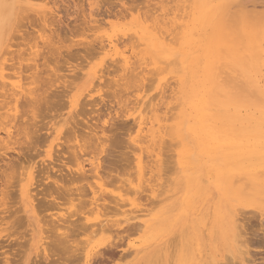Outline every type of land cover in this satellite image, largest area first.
<instances>
[{
	"label": "bare ground",
	"instance_id": "1",
	"mask_svg": "<svg viewBox=\"0 0 264 264\" xmlns=\"http://www.w3.org/2000/svg\"><path fill=\"white\" fill-rule=\"evenodd\" d=\"M130 1L132 2V4H131ZM135 1L137 2L138 0H135ZM135 1L134 0H129L130 3L127 4V2H125L123 0H115V2H113V0H95L93 3H90V6H91L92 9L95 10V12L96 11L99 12L101 14V15L99 14L100 16H102V13H104V15H108L107 17L110 16V17L113 18V16H114V17H119L120 18V17H125L129 11H132V9L135 8V6H136L135 5V3H136ZM25 2L29 3L30 0H25ZM185 2H188V1H185ZM195 3H196V11L198 12V14L194 18V20L197 21L200 24V27L203 29L202 31H205V33H207L205 35L206 38L200 40L198 38H193L192 37V33H191V30L189 28L188 23L192 19V16L194 14L193 15H191V14L187 15L186 22L183 20L185 22L183 24V28H185V36H184L185 40H187V43L189 44L190 47H189V49L186 52L184 51V53L183 52L182 53L187 58V60H186L187 61V66L188 65H192V64L195 65L196 71H197L198 75H200L199 76L200 82L196 86L195 93H193V90H192L193 84L192 83H187L184 86V96L183 97H182V94L181 95H177L178 93L180 94V92H178V93H177V91L174 92V90L172 89L173 93H174V96L176 95L175 97H173V93H172V99L175 98V99H173V101L175 100L174 102H176V104H177L176 106L177 107L174 106L175 103L172 102L171 100L167 104L170 106L173 103L174 105L173 104L172 105H173L174 108H176V110H178V108L180 109V112H179L178 117H177L178 119L175 118L176 117L175 115H177V113L174 114L175 112L173 113L174 116H172V118H171L172 107L171 108L170 107L167 108L166 102L165 103L162 102V105L166 104V106H165L166 109H169V108L171 109L170 110L171 111L170 112L171 113L170 116H169V114H170L169 110L167 111L169 113L167 115L171 118V120L172 119L174 120V118L176 119V122L178 120V123H173L174 125H172V128H171V125L168 126L170 128V130H169V128H167V130H169L170 133L166 131V128L163 129V127H161V129L165 130L166 132L165 131H161V129H160L161 124L158 126L159 128L157 130H153V128L156 127L157 124L154 125L153 127L151 126V124H153L156 121V119H158L159 116H160V118H159L160 122L163 121V120L167 122V119L169 118L168 116H166L167 118L164 117V119H162L161 115H159V116H157L158 114L155 115V113H158V112L162 111L161 110L162 109L161 108L162 105L159 104L160 102L157 104L161 109L159 107H157V108L160 109V111L157 110V108L154 109V110H157L158 112L154 111V115L156 117L154 119V116H153V120L150 119L151 120L150 123L151 122L152 123L149 126L152 127L151 128L152 130L150 129L149 126L148 127H149L150 130L145 128L147 126V124L145 126L144 121H143L142 127H144L146 130H143L144 128H141L142 130L139 129V133L138 134H140L141 132H142L141 134L146 133V134H143L144 138L142 137V139L140 138L141 135L140 136L137 135V138L138 139L140 138L139 140H141V141H139V143L140 142L142 143V141L144 139L143 144L145 142V146L140 143V146L143 145L144 147L143 146H141V147L138 146V148H137L138 150L137 151L146 150V152H147V150H148L149 153H147V154L149 156H150L151 153L155 152V155H153L154 159H153L152 156H150V158L152 157V162H150V165H149V163H144L142 161V158H143V156H142V158L140 160L143 162V165L144 164H146V165L148 164L149 166H152L153 162L156 163V165H157V163L159 164L158 161H160V159H161L160 155H159L160 154L159 153V149H161V148H159V146L161 147V145L158 146L157 144H159V142H161V144L163 145L164 137H165L164 135L167 136V134H165V133H169L170 136L172 137V140L173 141L176 140L177 144L179 145V147L182 148L180 169L184 170V172H182V173L184 174L186 190L190 191V192H193V193H197V194L202 193V192H207V193L209 192L206 197L204 196L205 199L208 200L211 197H213L214 185L215 184H219V185L222 186V188L225 189V192L227 193V195H229L232 198L231 202L233 204H235L232 208H235L237 204L241 203L242 201L245 202L248 198H253V197L257 196V199H259V200L264 199V136H262V130H264V115L259 118V117L254 116L251 113H243L239 109H234V111H229L228 109L225 110V109H223L222 105L220 107L221 98H219V97H223L224 98L225 95L227 97V93H229V92H227V89L229 87H231L230 84H234L232 86L233 88L234 87L238 88V86L241 87L240 85H236L235 86V83L239 82L238 78L240 76L241 78H243L245 80L244 81L245 86H243V87L246 88V89L243 88L244 91H247L249 93L248 89L251 91L250 87H255L256 90L254 89L253 91L257 95L254 96V93L251 92L252 93V97H255L256 99H258L257 101H260L261 92H262V90H264V55H263V52H264V47H263L264 46V32H262L261 29H260V26L258 24H256V34L255 35L252 34L251 38L250 37L246 38V41L245 42L243 41L244 42V47L242 49H240L236 39H234V38H229L228 39V38H226L223 35L224 30L227 29V28H225V24L227 22H226L225 18H223L224 4L226 3V1L225 0H195ZM79 4H81V3H79ZM81 5H79V8H81V10L83 11L82 7H80ZM118 5H120V7H121L119 10H118V7H119ZM181 6H179V9H181L180 8ZM184 7H186V6H184ZM104 8H106V9H104ZM75 9H76V7H75ZM94 10H91V11H94ZM82 11H81V13H82ZM26 13L28 14V12H26ZM39 13H40V15H39ZM39 13H37L38 16H39V21L42 20V22H43V20H44V22H43L44 24L43 23H41V24L45 25L44 28H46V27L48 28V29H45V31L49 30V32H50L48 34L49 36L47 37L46 41H44V43L43 44L41 43L42 45H40V46H43V47H41V49L40 48L39 49L40 50H42V48L46 49V46H48L50 44L49 45L50 46L49 47V51L47 53L45 52L46 55H45V53H44V55L47 56V54H48L47 58L51 56V58H50L51 60L52 59L55 60L54 56H56L57 59L62 57V55H63L62 51H63L64 48L67 50L68 55H70L72 58L75 57V58H78V59H80L81 57L86 59L87 57H92L93 55L96 56V54H98L100 52L102 53L103 50H106V48H108V46H109L110 50L117 48L112 40H108L107 44L104 43L105 42L104 40H101V41L99 40V42H98L99 45L98 46L94 45L93 44L94 42H92V41H90L89 43L85 42V43H82V44H78V43H81V40H80L78 42H76V41H73V42H75V44L81 45L83 47L82 52L84 54L82 52H80V53H82V56H80L79 52H77V54H73V52L70 51V48L72 50V48L75 46V44L73 43L74 44L73 47L72 46H65V45H63V42H64V40H68L69 42H71L74 38H72L71 41H70V39H71V37H74V36L75 37H79V36H77L78 35L77 33L79 31L77 26H75V24L72 25L70 23L69 24H64V22L61 21L60 17H59V20H58L57 19L58 16L57 17L55 16L53 10H51L50 12L49 11H43V14H45V16H41V12H39ZM82 14H84V16H85L86 13H84V11H83ZM82 14H80V15L82 16ZM91 14L94 15V12L91 13ZM91 14H89V15H91ZM152 15H154V14H152ZM185 16H186V14H185ZM78 17H80V16H78ZM85 17H89V16L87 15ZM229 17H230V15H229ZM236 17H238V15ZM22 18H25V16L21 17V19ZM28 18H31V14H30V17H28ZM105 18H106V16H105ZM231 18H233V17L231 16ZM21 19H20V21H21ZM82 19H83V17H82ZM27 20H31V21H27ZM36 20H37V18L36 19L33 18V20H32V18L31 19H27V17H26V21L25 22L27 24H25L24 22L21 23V24L26 25L27 26L26 28H31L30 26L33 27V25H35V23H37ZM83 20L84 21L81 24L82 25L81 28L84 29V26L86 25L87 26L86 29H85L86 31H88L87 30L88 26L90 27V26H92V24H95V25H93V28H96L95 30H99L101 28L98 29V27H101L103 22H104L101 18L97 19L94 16L92 17V19H88L87 22H85L86 21L85 18ZM22 21H24V19ZM39 21H38L37 25L39 24ZM229 21L233 22V20L232 21L229 20ZM84 22L86 24L83 26ZM61 25L65 26V29H64L65 32L63 31L64 35H62L63 37L61 36L62 32H60V29H59V28H61ZM81 25H78V26H81ZM237 27H236V29L238 30ZM93 28L90 27L89 30H91V29L93 30ZM156 29L153 27L152 30H149L153 34H155V37L154 36L153 37H149L148 40H146L145 38H146V36L149 35V33H148V35H146V36L143 35L142 39L146 40L145 41V45L153 53H157V54L159 53L162 56L164 54V57H167V59L169 60L170 57H173L172 55L175 54L176 52H173L171 49H168L170 46L168 47V44L166 43V41L168 40L166 36H164V37L167 40L164 37H163L164 39H162L161 37L158 36V34L160 32V29H163V28L162 27L161 28L158 27L157 31H156ZM27 30H29V29H27ZM158 30H159V32H158ZM43 31H44V29H43ZM163 31H162V35L165 33ZM25 32H27V31H25ZM28 32L30 33V31H28ZM29 33L27 35H29ZM46 34L44 33L43 37H45ZM79 34H82V33L79 32ZM129 35H131V34H129ZM169 35L170 34H168V36ZM173 38H175V37H173ZM175 39H177V38H175ZM224 39H226L227 42ZM230 39H232V40H230ZM135 40H136V38H135ZM144 40H142V42L141 41H139V42H141V44H144V42H143ZM39 41H41V40H39ZM68 41H67V43H68ZM169 41L171 42V40H169ZM95 42H97V41L95 40ZM136 43L138 45V42H135V45H136ZM177 43H178V41H177ZM39 44H40V42H39ZM118 44H116V45H118ZM3 45H4V41L0 42V50L3 47ZM78 45H76V46H78ZM51 46L53 48H51ZM131 46L133 47L134 45H131ZM140 46H142V45H140ZM37 47H39V46H37ZM134 48L135 47H133L132 50ZM138 48L139 47H137V49L136 48L134 49V50L137 51V53L140 52V49L138 50ZM40 50H37L36 53H34L32 55L34 57L32 59V63L31 64L28 62V64L27 65L25 64V67H24L23 62H25V59L27 60V58H25V59L23 58V57H25L23 55L24 54L23 53V54H20V55H23L22 59L18 58V59H20L19 61L24 60V61H22L23 67H21V65H22L21 63H20V65H18L17 64L18 62H16L18 67H16L14 65L15 62L12 65V66H15L16 69H18L17 71L20 70L16 74H20L21 75L22 82L25 79L24 83H26V84L23 83L25 88L21 84V80H18L19 81L18 83L20 85L13 84V83L10 84L9 83V85H11V86H9L8 84H4L6 82L3 80V78H4V76L6 77V75H4V73L2 71L0 72V77H1L0 79L4 81L3 83L0 81L1 82L0 83V87L1 88L3 87L2 89L4 90V93H2V94L0 93V97L3 99L2 102L0 101V109H2V111H3V107H4V109H6L5 106L8 105L7 104L8 103L7 100H10L9 101L10 102L9 110L13 107L12 108V112H13L14 111L13 109H14V106H15V110L16 111L21 108L22 112L19 113L20 116H21V113H23V112H25V113H23L24 116H26L28 114L26 116L27 118H24L23 120H22L23 114H22V117L16 118L17 119L16 122H18V120L20 122V119H21V122L19 124V129L16 128V125H14L15 127H13V129L14 128L18 129L16 133H14L15 131L13 132V130H11V129L6 130V128H4L5 129L4 130L2 128V130L5 131V133H6L5 135H7V137L3 138V137L0 136V164L1 163H5V162L7 163L6 165L4 164L5 167L4 166H0V169L3 170V171L0 172L2 174L0 176L3 177V181H2V178L0 177L1 178L0 180L3 182L0 185V224L1 225H10V224H12L14 226V225H17L19 221L21 222V219H22V216L17 213L18 212L17 210L13 209L15 211V213H14V211L11 210V208L8 207V205L10 206V203H8L7 201L10 200V196L12 198V195H13L12 193L13 192H12L11 189H13L12 186L14 185L13 184L14 181L16 182V180H14V178L16 176L13 174V172H12V174L11 173L9 174L10 171L8 169H10V170L14 169L15 170V164L16 163L13 162L11 159L7 160L8 161L7 162L5 159L9 158V157H8L6 152L2 153V150L5 149V148H7L8 150L13 149V151L15 153H17L18 157H21L24 161H27L28 160L27 158H31V157H28L27 155H30L29 153H31L33 151H35V153L37 154V151H38L37 149L40 148L39 145L41 143H44L45 141L47 142V140H48V136L44 132V130L46 129V125H47V124L43 123L44 119L46 120L47 117H50V116L54 117V114L52 113L53 111L52 112L45 111V110L49 109V106L50 107L52 106L51 105L52 102L50 101V99H48V97H49L48 96V91H49V89H50V87L52 86V83H53V80H51L52 82L50 81V76L52 77V74L49 72L48 69H50V70H52V69L49 66H47L49 63L46 65L47 61L43 62V60L46 59V57L45 56L43 57V52L44 51L40 52ZM167 50L170 51L169 52V57H168V54H167ZM142 51L143 50H141L140 54L143 53ZM41 53H42V55H41ZM123 53H124V55H123ZM123 53H121L122 54L121 56L123 57V60H122V58H121V60L123 62L119 61L120 59L119 60L117 59L118 62L117 61L116 62H117V64H119V62L121 63V66L119 65L120 66L119 69L127 71L130 68L129 65H131V67H132V64H134V63L132 61H129V59H131V58L128 59L126 57L127 55L125 56V52H123ZM108 54H110V53H108ZM140 54H138V55H140ZM26 55H27V53H26ZM40 56L43 58V60L41 61L43 64L40 63V59H41ZM119 56H120V52H119ZM19 57H21V56H19ZM39 57H40V59H39ZM52 57H54V58H52ZM34 58H36V59H34ZM154 59H155V57H154ZM12 60H14V59H12ZM28 60H31V58L28 59ZM46 60H49V59H46ZM16 61H18V60H16ZM130 62L132 64H130ZM137 62L135 63V64H137V66H133L132 68H130V70H129L130 72L128 71L129 74L126 73V75H124L126 77L129 75V77L126 78L127 80H129L128 81L129 83L137 82L138 76L141 75V74H139L140 72L138 71V69L142 65H141L140 61L138 62L140 66L138 65ZM166 66H164V69H166L165 68ZM46 67L47 68L49 67V68L46 70L45 69ZM15 68L14 69L9 68V69L15 71L16 70ZM22 68H23V70H22ZM158 68L159 69H163V67L162 68L158 67ZM25 69L27 71H24ZM2 70H4V68H2ZM152 70L153 69H151V71ZM234 70H237V72L239 71L240 74L237 75V73H236V75H233L234 74V72H233ZM45 71L46 72L48 71L50 73V75H49L48 72L46 73ZM156 71H157V68H156ZM15 72H14V74H15ZM20 72H24V73H28V74L24 77L22 75H25V74L24 73L21 74ZM110 73H111V71H110ZM141 73H144V70ZM157 75H158V73H157ZM45 76L46 77L48 76L49 80H46L44 78ZM23 77H24V79H23ZM100 79H102V78H100ZM132 79L136 80V81H131L130 82V80H132ZM142 79H144V78H142ZM230 79H231V82L229 81ZM168 80H170V79H168ZM236 80H237V82H235ZM25 81H27L29 84L27 82H25ZM179 82H180V79H179ZM134 83H132V84H134ZM240 83L242 84L243 80ZM1 84H2V86H1ZM7 85L10 88H8ZM48 85H49V87H47ZM116 85H118L116 87L121 86L120 84H116ZM126 85H127V81H126ZM179 85L180 84L178 83V86ZM128 86L129 85H127V87ZM134 86H135V84H134ZM173 86H174V84H173ZM132 88H134V87H132ZM137 89L139 90L140 88H137ZM179 89L180 88H178V90ZM240 89L242 90V88H240ZM115 93H116V95L120 94V92H118V93L115 92ZM251 93H250V96H251ZM233 94L234 93H232V95ZM116 95L114 94L113 97L114 98L117 97ZM120 95L123 98V95L122 94H120ZM121 96H120V99H121ZM141 97H142V102H140ZM141 97H140V100H138L139 104L140 105H141V103H142V105L146 104L147 101H144L145 103H143V96H141ZM120 99H118L119 102L121 101ZM150 99L151 98H149V100ZM162 99H163V97H162ZM166 99L168 100V96H167ZM127 100H129V99H127ZM228 100H230V99H228ZM225 101H226V99H225ZM231 101H234V100L231 99ZM133 102H131V104ZM227 102H229V101H227ZM110 103H112V102H110ZM122 103L120 105H122ZM136 103L138 104V102H135L134 105ZM154 103H155V101H154ZM254 103H255V101H254ZM137 104L135 105L136 106L135 108H137ZM229 104H231V103L229 102ZM258 104L256 106H259ZM11 105H13V106H11ZM87 105H89V106L92 105L93 107L95 106L94 108H96V107L99 108V104L95 105V104H92V103L88 102ZM235 105H237V104H235ZM239 105H241V104H239ZM127 106H128V104H127ZM156 106H154V108ZM7 107H9V105ZM148 107H150V106L148 105ZM152 107H153V105H151L150 108L153 109ZM219 107L222 108V109H219ZM98 108L96 110H101V109H98ZM144 108L146 109V107H144ZM150 108H147L146 110H149ZM163 109H165L164 106H163ZM215 109H216V111L214 112L215 114L211 115L212 113L210 114V112L214 111ZM134 110L136 111V109H134ZM143 112H146V111H143ZM143 112H140L141 113L140 114L141 117H139L140 116L139 115L138 116L139 119L144 120L143 118L146 117L144 115V117L142 118V116H143L142 113ZM149 112H150V110H149ZM167 112H165V114ZM259 112H261V111H259ZM132 114H133V112H132ZM1 116H2V114L0 113V117ZM9 116L10 115H8V117L6 116V118L7 119L9 118L11 122L14 121V120L11 119V118H13V116H11V118ZM6 118L4 117L2 119L7 120ZM165 118H166V120H165ZM2 119L0 118V122L2 121ZM142 120L141 121L140 120L139 121L138 120L134 121L133 126L134 127L135 126L138 127L137 122L141 123ZM146 121L147 120L145 118V123H146ZM164 121H163V123L162 122L161 123L165 124L166 122H164ZM3 123L4 122L2 121L1 126L2 127L3 126L7 127L6 123H9V121L5 123L6 126L3 125ZM79 129H78L77 125L71 127L70 130H72V131L70 132L69 137H67L69 139H67V141L65 142V144L68 145L67 149L69 151L71 150L72 155L74 157H76V159H77V169L75 171H69L67 169L68 170L67 173L66 172L64 173V169H62V170H59L58 172H55L54 173L55 176L52 177L51 173H53V171H54V166H50V165L53 164V163H51V164L49 163L50 165L47 164V165L44 166L45 162H43V164H41V165L39 164L41 167H33V166H31L32 173L30 174V177L28 178V183L24 187H22V189H20L22 200L25 203V213H26V215L29 218L35 220V226H34V230H33L34 234L32 235V240H33V242L35 244L32 245L33 247L31 246L32 249L35 250V252H36L35 254H37L35 256V259L31 258V253L28 255L27 251H25L26 250L25 249L26 248L25 244L28 245L27 244L28 241H26V240L23 241V239L20 240L19 238H17V240H15V243H10V248H11L10 255H12L14 253H21L22 251H23V253L21 254V256H19V259L16 260L14 257H12L14 255H12L10 257V255L7 254V252H1L0 253L1 254L0 255V257H1L0 258V264H1V261L3 262V264H26V262H28V261H31L32 264H80L81 259H87L88 249L91 248L93 245H97V244L99 245V249L98 250L101 253V256L100 257H94L95 259H102V260H108V261H119V262H121V264H124V263H122L123 259H126V258L131 257V256H133L134 258L137 259V262H133L132 264H142L140 261L143 260V259L145 260L144 264H152V262H156V264H169L170 261H175L178 256H181L184 260H186L188 262V264H207L206 261H204V258H207V257L204 256V251L202 250V241L200 239V236H198L197 233H195L196 238L193 239V238H191V236L189 238H187L189 233H186V232H188L189 230L186 229L185 232L183 230V233L180 234L181 236L178 234L179 232L178 233L176 232L177 235L175 234V236L179 235L178 237L168 238V236H169L167 234L168 233V229L165 226H163L164 222L168 221L170 218H174V211L177 210L178 207L180 205H182V203H180V204L176 203L175 205H178L176 207L177 209L176 208L174 210L172 209L170 211V214L165 216V218L163 217L164 214L162 213L163 215H160V217L162 216L164 218V219L161 218L163 222L159 221L160 224L157 225V226H155L156 224H154V226H152V225H146L145 223L144 224L135 223L134 221H137V220L141 219L140 216H142L143 214L140 215V216L135 215L134 217H132V214H135L136 212L138 213V210H139L138 209L137 211H134V213H132L134 208L132 210L130 209L132 214L130 212L128 213V211H130L129 209H127L128 211H124L125 214H128V215L131 214V217H129V218H127L128 215H125L124 212H121V210H119L121 212V214L125 215V216L124 215L123 216L126 217V218L124 220H123V218L122 219L119 218V219L123 220L122 222L119 219L118 220L115 219L118 222V224H117V222L114 219H113L114 221H109L106 218V217H110V216L113 217L114 212H115V211H113V213H112L113 215H110V216H109V214H107L108 213L107 211H109L108 208H112V206L111 207L109 206L112 203V201H111L112 199L109 197V194L106 197H109L111 199L110 200L111 203L109 202V205H107V206L103 205V204L101 206V203L99 201L100 199L98 197H96V196H100L101 193L99 194L98 190L96 191L97 193L96 192L93 193V191H95L94 190L95 188H94V186H92L93 190H92V192L90 191V194H92L93 196L90 197L87 194V197L89 196V198H91L90 199L91 201L87 202L89 205L88 204L87 205L84 204V206L85 207L87 206V210L88 211L90 210L91 214L92 213L93 214L101 213V214H99V216H101V215L104 214L103 212H105L106 216L104 215L105 219H103L105 224L103 222L101 224L102 220L101 221L99 220L100 224L97 223L98 222L97 221L96 222V226L93 225L94 223H92V225H90L89 223H87L88 222L87 218H84V219L81 218L79 220L78 217L75 218V219H78L79 222H75V220H74V222H73V220L71 222L70 218H67V219H70V221L67 222V220L65 219L66 217H65L64 218L65 219L64 222H62V220H61L62 223H58V221L53 220V222L54 221H56V222L54 223V225H53V223H51L50 224V226H51L50 228H48L49 226L47 227L45 225L44 226L46 228L40 226L41 220L43 221V219H41L40 221L36 220L37 214H39V212L40 213H42V212L45 213V212L50 211L51 209L59 208V207H61L63 205H66V204L67 205L70 204L72 206L73 204H76L75 200L79 201V203H80V200H82V202H83V198H84V200L87 198V197L85 198V190L86 189H82L81 186H80V188L79 187L75 188L77 186V183L79 185L80 183L81 184L83 183L82 181L85 182L86 180H89V178H90L89 176L91 174L89 175L88 173L90 172L91 169L92 170H91L90 173H92V171H93V173L95 172L96 174H99L100 170H102V169L104 170L106 168V166H104L105 165L104 162H107V161H104L103 162L104 164L102 163L103 167H105V168H103L101 166L102 165L101 163L95 164L94 162H90L89 163L90 166H91L90 169L86 168V164L85 163H86L87 160H83V157L85 156V153H86V155H90L92 151L84 152L85 151L84 150V145H80V142H79V137H80L79 132H78ZM81 130H83V129H81ZM89 130H91L90 131V135L95 140V142L91 146V149H93V147H94L95 148L94 150L96 152L95 151H93V152L97 153L99 151L98 153H99V155H101L102 154L101 152H103L104 150L106 151V148H104V149L102 148L100 150V146H103V145L105 146V142L108 143V139H106V141H105L104 138L103 139L100 138L98 136L99 134H97L98 132H96L97 129L92 127V126H89ZM103 130H107V129L104 128ZM212 130H223V131L227 130V131H231V133L233 132L234 135H236L237 132H240V133L248 134L247 136L248 137H252V138H250L251 140H246V142L247 141H248V143L250 142L249 144H244V143H242V145H240V144L234 145L233 143L232 144H227V143H222L221 136H214L213 132H215V131H212ZM163 132H165V133L163 134ZM224 132H226V131H224ZM132 133L134 134V132H132ZM186 133L189 134V135H192L193 137H195L197 139V143H198L197 146L192 144V143H190V141L187 142ZM226 133H228V132H226ZM14 134H15V136H14ZM221 134H223V133H221ZM48 135L50 136V134H48ZM238 135H239V133H238ZM97 136L99 138H95ZM162 136H164V137H162ZM237 136H236V138H238L240 135L238 137ZM21 137H24V139H23L24 141L23 142H20L22 139H19V138H21ZM167 137H169V136H167ZM231 137H233V136L231 135ZM248 137L245 136V137H242V138H248ZM137 138H136V140H134V142L136 141V144L139 145V143H137V141H138ZM161 138L163 140H160V141L156 140V139H161ZM13 139L17 140L15 142V144L16 143H17V145L20 144V146L24 145L27 148L26 149L27 152L24 150V148H23L24 146L23 147L21 146V150L20 151H18V150L16 151L15 150L16 147L15 148H10L9 145H6V143L7 144L11 143V145H12ZM96 140H98V141L102 140V141H100L99 143L97 142L98 144H95ZM234 140H235V138H234ZM236 140H235V142H236ZM165 141H166V139H165ZM239 141H241V140H239ZM73 142H76V143H73ZM5 145H6V147H5ZM169 145H170V140H169ZM173 145H171V147ZM96 146L99 147V149ZM155 147L159 148L158 149V153H157L158 156H159V158H158L159 160L158 159L155 160V157L157 155L156 154L157 148L155 149ZM22 148H23L24 152H22ZM17 149H18V147H17ZM97 149H98V151H97ZM154 149L156 151H154ZM174 149H175V147H174ZM163 151L164 150H162V152ZM172 151H174V150H172ZM146 152H144V153H146ZM38 153H39V151H38ZM82 153H84V154H82ZM87 153H90V154H87ZM144 153L142 155H144ZM36 154H34V157H35ZM215 154H217L218 157L213 159V161H215L218 165H220L221 169L225 173V177L222 180L218 181V182H216L217 178H216L214 170L213 169L211 170L210 169V165H209V161L212 160V158H214L213 155H215ZM63 155L64 154H63V149H62L58 153L59 160H61L60 158ZM173 155H174V153H173ZM31 156L33 158V155H31ZM48 157H49V159L51 161L53 160V154L51 153V151L49 152ZM147 158L148 157H146V159ZM97 159L98 158H96V161H97ZM172 159L173 158L171 157V160ZM57 160L55 159V161H56L55 163H57ZM141 161L139 162L138 167H139L140 170L143 171V167L144 166L142 165ZM155 161H157V162H155ZM19 163H20V161H19ZM161 163H162V161H161ZM20 165H21V163H20ZM135 166L133 167L134 170H136ZM160 166H162V165L160 164ZM28 167H26V168H28ZM154 167H155V164L153 165V168ZM100 168H102V169H100ZM175 168H177V167H175ZM139 169H138V171L140 172ZM146 169H147V167H144V172H146ZM134 170H131V171H133V173H134ZM87 171H89V172H87ZM175 171H176V169L174 170V172ZM177 171H179V170H177ZM144 172H143V175H145ZM36 173H38L37 175L40 177V179L37 182H34L36 180V177H37V175H34ZM147 173H148V171H147ZM178 173L180 174V172H178ZM140 174H142V172ZM10 175H12V177H13V178L11 177V180H14L13 182L10 180V178H8V176L10 177ZM103 175H104V173H103ZM135 175H137V173ZM161 175H163V174L161 173ZM22 176H24V175H22ZM91 176L93 177L94 175H91ZM101 176H102V173H101ZM145 176H143L144 179H145ZM96 177L100 178L97 175H96ZM155 177H154V179L152 178L154 180V182H155ZM136 178H137V176H136ZM182 179L180 180L179 184H182V186H183V180ZM20 180L21 179L19 178L18 181L20 182ZM99 180H101V179H99ZM10 181H11V183H10ZM125 182H128V181H125ZM150 182H151V184H153L152 181H150ZM161 183H162V181H161ZM17 184H18V182H17ZM122 184H124V183H122ZM179 184H178V186H180ZM142 185H144V184H142ZM159 185H158V187H160ZM151 186L153 187L155 185H151ZM162 186L164 187V185H162ZM162 186L160 188H163ZM31 187H33V189H31ZM142 187H144V186H142ZM147 187L148 186H145V189ZM85 188H87V187H85ZM128 188H129V186H128ZM88 189H89V187H88ZM148 189H149V187H148ZM148 189H146V190L148 191ZM157 189H159V188H157ZM17 190H18V188H17ZM123 190H124V188L122 189V191ZM142 190H144V189H142ZM150 190H151V192L154 191L152 188L149 189V191ZM182 190H183V188L180 191H182ZM86 191H88V190H86ZM132 191H131V193H132ZM159 191H161L159 193H162L161 189ZM180 191H179V188H178V190L176 192L179 194ZM134 192H137V190L134 191ZM134 192H133V194H136ZM157 192L158 191H156L155 193H157ZM103 193H105V192H103ZM126 193H129V192H126ZM151 194H153V193H151ZM176 194H173V195L176 196ZM157 195L158 194H156V196ZM161 195L159 194L157 197L160 198ZM173 195H171V197H168V198L171 199ZM132 196L133 195H131V197ZM138 196H140L139 193H138ZM141 196H142V193H141ZM141 196H140V198L143 199V196L142 197ZM149 196H148V198H149ZM89 198H87V199H89ZM100 198H101V196H100ZM103 199H105V198H103ZM145 199H146V197H145ZM138 200H141V199H138ZM166 200H167V198H166ZM136 201L134 203H136ZM143 201H145V200H143ZM149 201H150V199H149ZM149 201H148V203H149ZM154 201H155V199H154ZM154 201H153V203H154ZM98 202L100 204H98ZM145 202H147V201H145ZM161 202H163V201L161 200ZM249 202H250V200H249ZM105 203H107V202H105ZM121 203H122V201H121ZM80 204H82V203H80ZM126 204H127V200H126ZM115 205L118 208H121V207H119L117 205V203ZM89 206H93V208H91L92 210L90 208L88 209ZM120 206H122V204ZM123 206H125V204ZM142 206H144V205H141V207ZM75 207H78V205H76ZM85 207H82L80 209L84 210ZM102 208H103V210H104V208H106V210L102 211ZM118 208H116V211H117ZM144 208L142 207V209L139 210L140 211L139 213H141V211H145L146 212L148 210L147 208H146L147 210L146 209L144 210ZM21 211H23L22 208H21ZM80 212L81 211L79 210L78 211V213H79L78 215H80ZM81 213H85V212H81ZM255 213H257V212L256 211L252 212V210H247V211L246 210L243 211V209L240 210V219H239L238 223L240 224L241 228L246 230V237H245V244H242L240 249L235 254H233V251H232V249L230 247V241L228 239V233H229V230H230V223H229V219H228L227 213H225L224 216H222V218H218L219 220H218L217 226L214 225L215 227L210 230V234L214 233L216 238L214 236V238L212 240H210V243L208 245L210 246V248L213 251H217V250L220 251L219 247H222L224 249V251L226 252V254H227V252L230 253V254L228 256L227 255H223V254L222 255L219 254V255L215 256L212 260L210 259L211 262H209V264H220L221 261L226 262V264H236V261H238V260L251 261V264H258L259 263V262L256 263L257 262L256 254H252V253L253 252L254 253H258L257 252L258 250H259V252H264V240L262 241V239H258L259 235H260V234L259 235L257 234L258 232H260L258 227H257V229H258L257 231L258 232L256 231V229H255V231H256L255 232L254 230L251 231L252 229H250L249 228L250 226H248L250 224V221L254 219L253 217H257L258 214L256 215ZM73 214H75V213H73ZM91 214H88V215H91ZM22 215H24V213ZM165 215H166V212H165ZM76 216H77V214H76ZM104 216H103V218H104ZM143 216H145V215H143ZM59 218L58 219L56 218V219L59 220ZM101 218H102V216H101ZM251 218H253V219H251ZM61 219H63V218H61ZM255 219H257V218H255ZM258 219H260V216L258 217ZM105 220L106 221L108 220L109 222H111L110 225L108 224V221L106 223ZM89 221H91V220H89ZM219 222L221 224H219ZM260 222H261V219H260ZM114 223H115V225H114ZM97 224H99V226ZM25 225H27V223ZM3 231H4V229H2V227H1V230H0V238L1 239L4 238L2 236ZM107 233L108 234L111 233L110 235L112 237L111 239H113L112 241L110 240L109 242H107V240H104V241H100V242L94 243L95 241H97L96 238L98 236H103L105 234L107 235ZM184 233H186L187 235L185 234L186 236H184ZM133 234H136V235L140 234V237H139L138 241H136L137 239L135 241H131L130 240L129 237L133 236ZM199 234H201V233H199ZM110 235H108V237ZM190 235H191V233H190ZM80 237L81 238H85V239L84 240L83 239L80 240L81 239ZM263 239H264V236H263ZM35 240H37V241L35 242ZM5 241H8V240H5ZM155 246L159 247V251L157 253H154L153 255H149L147 257L146 256L145 257H143V256L139 257L143 253H148V252L150 253L151 250H153ZM3 247L4 246H1V248H3ZM255 247H257L256 248L257 250L254 249ZM253 249L256 252L253 251ZM39 255H41V256L39 257ZM257 255L259 256V254H257ZM219 256H220V258H219ZM261 256H262V254H261ZM259 259L264 261V257L259 258ZM125 264H130V263L127 262Z\"/></svg>",
	"mask_w": 264,
	"mask_h": 264
},
{
	"label": "rangeland",
	"instance_id": "2",
	"mask_svg": "<svg viewBox=\"0 0 264 264\" xmlns=\"http://www.w3.org/2000/svg\"><path fill=\"white\" fill-rule=\"evenodd\" d=\"M94 1L95 0H62V1L61 0H30L29 3L25 2L26 6L18 14V23L16 24L15 29L4 40V45L0 50V72L2 71L4 73V75H6V77L4 76V78H3V80L6 82L4 84L9 85V83L10 84L13 83V84L20 85L18 83L19 82L18 80L22 79L21 75L16 74L20 70L17 71L18 69H16L15 66L18 67L17 64L18 65H20V63L22 64V61H24V60L19 61L20 59H18V58L22 59L23 55L25 56V57H23L24 59L27 58V60L25 59V62H23L24 67H25V64L26 65L28 64V62L30 64L32 63V59L34 57L32 55L34 53H36L37 50H40L41 47H43L40 45H42L44 43V41H46L47 37L49 36L48 34L50 33L49 30L45 31V29H48V28L47 27L44 28V26H45V25H43L44 20H43V22H42V20H40L41 21L40 22L39 16L37 13L41 12V16H45V14H43V11H49L50 12L51 10L54 11V14L56 17L58 16L57 17L58 20L60 17L61 21L64 22V24H69V23L72 25L75 24V26H77V28L79 30L77 33L78 35L76 34L79 37H75V36L71 37L70 41L72 40V38H74L71 42H69L68 40H64L65 39L64 38L63 39L64 40L63 45L73 47L75 44V42H73V41L78 42L81 40V43H78V44H82L85 42L89 43L90 41H92V42H94L93 43L94 45L98 46L99 40L100 41L104 40L105 44L108 43V40H112L114 42L115 46L117 47L116 49L110 50V48L108 46L109 49L106 48V50H103L104 52L102 51V53L100 52V53L96 54V56L93 55L94 57L93 56L87 57L86 59H84L82 57L80 59H78V58H75L74 56H73L74 58H72L70 55H68L67 50L63 47L64 49L62 48L63 49L62 57L57 59V57L54 56L55 58L54 57H52V58H54L55 60H53V59L51 60L50 59L51 56L48 58H47L48 54H47V56H45L46 53L49 51V47H50L49 45L50 44L48 46H46V49L42 48V50H40V52L44 51L43 57L45 56L46 59H49V60H46V59L43 60V58L40 56L41 57V59L39 57L40 63H42L41 62L42 60H43V62L47 61L46 65L49 63L47 66H49L53 70L52 71V70L48 69L49 67L45 68L46 70L48 69L49 72L52 74V77L50 76V81L53 80L52 86L50 87V89L48 91V96H49L48 99H50V101L52 102L51 103L52 106L51 107L49 106V109L45 110V111H48V112L53 111L52 113L54 114V117L50 116V117H47L46 120L44 119L43 123L48 125V126L46 125L47 130L45 129L46 131L44 130V132L48 136L49 141L47 140V142L45 141L44 143H41L43 146L41 144H40L41 146L39 145L40 148L37 149L39 151V153L37 151L38 155L35 153V151H33V152L29 153L30 155H27L28 157H31V158H27L28 160L24 161L21 157L17 156V153H15L13 151V149L8 150L7 148H5L2 150V153L6 152L8 157H9V158L5 159L6 161L11 159L13 162L16 163L15 164V170L14 169L13 170L8 169L10 171L9 174L10 173L12 174V172H13V174L16 176L14 178V180H16V182L14 180H11L12 175H10V177L8 176V178H10V180L12 182L14 181V183H13L14 185L12 184L13 185L12 188L13 189L15 188L14 190L11 189L13 192L12 193L13 195L11 194L12 198L10 196V200L7 201L8 203H10V206L8 205V207L11 208V210H13V209L17 210L18 212L17 211L16 212L22 216V219H21V222L20 221L18 222L19 225L17 223H16L17 225H14V226L12 224H10V225H1L0 224V230H1V227H2V229H4V231L2 233V236L4 238L3 239L0 238V253L1 252H7V254L10 255V253H11L10 243H15V240H17V238H19L20 240L23 239V241L24 240L28 241L27 242L28 245L25 244V247H26L25 251H27L28 255L31 253V258L35 259V256L37 254H35L36 253L35 250L32 249V247H33L32 245L35 244L32 240V235L34 234L33 230H34V226H35V220L29 218L25 213V203L22 200L20 189H22V187H24L28 183V178L30 177V174L32 173L31 166L41 167L40 165L43 164V162H45L44 166L49 164V163L50 164L53 163L51 165L49 164L50 166H54V171H53V173H51L52 177L55 176L54 175L55 172H58L59 170H62V169H64V173L65 172L67 173L68 170L69 171H75L77 169V159H76V157H74L72 155L71 150L69 151L67 149L68 145L65 144L67 139H69L67 137H69V134L72 131V130H70V128L77 125L78 129L80 128L78 130L79 135H80L79 142H80V145H84V150H85L84 152L92 151L91 154L87 153L90 155H86V153H85V156L83 157V160H87L85 163L86 168L90 169V167H91L89 164L90 162H94L95 164H97V163L102 164L104 161H107V162H104L105 163L104 166H106V168L103 167L104 163L101 165L105 169L103 170L102 168H100L102 170H100L99 174H96L95 172L93 173V171H92L93 174L90 173L92 169L90 170V172L87 171V172H89L88 173L89 175L91 174V175H94L95 177L94 176L92 177L90 175L89 176L90 178L88 177L89 180H86L85 182L82 181L83 183L82 184L80 183L79 185L77 183V186L75 188H77V187L80 188V186H81L82 189L88 190V191L85 190V198H86L87 194L90 197L93 196L92 194H90V191L92 192V190H93L92 186H94L95 191H93V193L96 192L97 190H98L99 194L101 193V195H100L101 198H100V196H96L100 199L99 201L101 203V206H102V204L107 206V205H109V202L111 203V201H112V203L109 205L110 207L112 206V208H108L109 211H107L108 213L107 212L106 213L109 214V216H110V215H113L112 213H113V211H115L114 212L115 216L113 215V217L112 216L106 217L109 221H114L115 219L118 220L119 218H121V219L123 218V220H124L126 218L124 216L128 215V214H125V212H124V211H128L127 209L132 210L134 208L135 210L133 209V211H132V213H134V211H137L138 209L141 210L142 207L143 208L145 207L144 210L146 208L148 209V210L146 209L147 210L146 212L141 211V213H139L140 211L138 210V213L136 212L135 214H132L131 210H130V211H128V213L130 212L132 214V217H134L135 215H137V216H140L142 214L145 215V216H143V215L140 216L141 219L134 221L135 223H141V224L145 223L146 225H152V226H154V224H156L155 226H157L160 224L159 221L163 222L161 218H163V217L165 218V216L170 214V211L172 209L174 210L178 206V205H175L176 203H178V204L182 203V205H180L178 207V209L176 208L177 210L174 211V218H170L168 221L164 222V224H163V226H165L168 229V233H167L169 235L168 238L178 237L180 234L183 233V230L185 232L186 229H188L189 231L187 230L188 232H186V233H189L187 238H189L190 236L193 239L196 238L195 233H197L198 236H200V239L202 241V250L204 251V256L207 257V258H204V261H206L207 264H209V262H211L210 259L212 260L215 256H217L219 254L220 255L223 254V255L228 256L230 253L227 252V254H226V252L224 251V249L222 247H219L220 251H218V250L213 251L208 244L210 243V240H212L215 236L214 233L210 234V230L213 229L215 226H217L218 220H219L218 218H222V216H224V214L226 213V211H224V212L221 211V207L223 206V208L226 210L228 208H232L235 204H233L231 202L232 198L229 195H227V193L225 192V189L222 188V186L219 184L214 185L213 197H211L208 200H206L205 197L208 195L209 192L208 193L202 192V193L197 194V193H193V192L186 190L184 174L182 173V172H184V170L180 169L182 148L179 147L176 140H174L175 142L172 140V137L169 134L170 128L168 127L169 125H171V128H172V125H174L173 123H178V120L176 122L175 118L178 117V114L180 112L179 108H178V110H179L178 111V110H176V108L173 107L174 104L172 102L175 101V100L173 101V99H175V98L172 99L173 90H174V92L177 91V93L180 92V94L179 93L178 94L176 93V94L177 95L182 94V97H183L184 96V86L187 83L193 84L192 90H193V93H195L196 86L200 82V78H199L200 75H198L195 65L192 64V65L187 66V61H186L187 58L183 55L184 51L186 52L190 47L189 44L187 43V40H185V37H184L185 36V28H183V24L187 20V18H186L187 15H190V14L193 15L194 14L192 16V19L188 23L193 38H198V39L202 40V39L206 38L205 35L207 34V33H205V31H202L203 29L200 27V24L194 20V18L198 14V12L196 11L195 0H138L137 2L134 0L136 2L135 8H133L132 11H129L125 17H120V18L114 17V16H113V18L110 16L107 17L108 15H104V13H102V16H100L101 14L97 11L95 12V10L92 9L90 6V3H93ZM123 1L127 2V4L131 2V1L129 2V0H123ZM185 1H188V2H185ZM225 1H226V3L224 4L223 18H225V20L227 22L225 24V28H227V29L224 30L223 35L228 39L229 38L236 39V41L238 42V46L240 47V49H242L244 47V42L246 41V38H249V37L251 38L252 34L253 35L256 34V24L259 25V23L250 14H248L247 11H245L244 13H239L237 11L236 5H238L240 3V0H225ZM113 2H115V0H113ZM246 2L251 4L253 7H256L257 5H259L260 0H246ZM79 3H81L82 5ZM28 4L35 5V7H28L27 6ZM131 4H132V2H131ZM79 5H81L80 7H82L84 13H86L85 16L88 15L89 17H85L84 14H82L83 11L81 10V8H79ZM178 5L179 6L182 5L180 7L182 10L179 9ZM118 6H119L118 7V10H119L121 7H120V5H118ZM184 6H186V7H184ZM75 7H76V9H75ZM104 9H106V8H104ZM89 10L90 11L94 10V11L90 12ZM81 11H82V13H81ZM26 12H28V14ZM93 12H94V15L91 14ZM30 14H31L32 20H33V18H35V19L37 18L36 21H37V23L39 21V24L37 25V23H35V25H33V27L30 26L31 28H26L27 26L24 24H21V23L24 22L25 24H27L25 22L26 17H27V19H31V18H28V17H30ZM80 14H82V16ZM89 14H91L92 16ZM152 14H154V15H152ZM185 14H186V16H185ZM39 15H40V13H39ZM229 15H230V17H229ZM235 15L236 16L238 15L239 18L236 17ZM24 16H25V18L21 19V17H24ZM78 16H80V17H78ZM93 16L96 17L97 19L101 18L104 21L102 26L98 27V29L99 28H101V29L95 30L96 28H93V25H95V24H92V26H90V27H92L93 30L92 29L89 30L90 27L88 26V28H87L88 31H86L85 29L87 26L85 25L86 24L85 22H87L88 19H92ZM105 16L107 19L105 18ZM231 16L233 18H231ZM82 17H83V19L85 18V20H86L83 24V26L85 25L84 29L81 28L82 27L81 24L84 21L82 19ZM20 19H21V21H20ZM23 19H24V21H22ZM229 20H231V21L233 20V22H230ZM27 21H31V20H27ZM41 23H43V24H41ZM78 25H81V26H78ZM41 27L44 29L45 32L43 31V29ZM153 27L155 29L156 28L158 29V27L163 28V29H160V32L158 30V32H159L158 36L161 37L162 39H164L165 38L164 36H166L168 39L167 40L165 38L167 40L166 43L168 44V47L170 46L168 49H171L173 52H176L175 54L172 53L173 55L171 54L173 57H170L169 60L167 59V57H164V54L162 56L159 53L158 54L153 53L145 45V41L148 40L149 37H153V36L155 37V34H153L151 31H149V30H152ZM236 27L238 28V30L236 29ZM27 29H29V30H27ZM59 29H60V32L63 33V34L61 33V36L64 35L65 26L61 25V28H59ZM157 29H156V31H157ZM161 30L162 31L164 30L163 32H165L163 35H162ZM25 31H27V32H25ZM28 31H30V33ZM79 32L82 34H79ZM28 33H29V35H27ZM44 33L45 34L47 33L45 35V37H43ZM148 33H149V35H148ZM129 34H131V35H129ZM168 34H170V35L168 36ZM143 35L144 36L148 35L145 38L146 40L142 39ZM173 37H175L177 39H175ZM135 38L137 41L135 40ZM39 40H41L42 42ZM95 40L97 42H95ZM142 40H144L143 41L144 44H141ZM169 40H171V42ZM224 40L227 42L226 39H224ZM230 40H232V39H230ZM67 41H68V43H67ZM139 41H141V42H139ZM177 41H178V43H177ZM39 42H40V44H39ZM135 42H138V45H137V43L135 45ZM78 44H75V46ZM116 44H118V45H116ZM139 44L142 46H140ZM131 45H134L133 47H135L136 49H137V47H139L138 50L140 49V52H141V50H143L142 51L143 53L142 54H140V52L137 53V51L134 50L135 48L132 50L133 47ZM37 46H39V47H37ZM75 46L73 47L74 49L72 48V50L70 48V51L73 52V54H77V52H79V53L82 52L83 47L81 45H78L76 47ZM51 48H53V47L51 46ZM122 51L125 52V56L127 55L126 57L128 59L131 58V59H129V61H132L134 64L137 61L138 62L140 61L141 65H142V66H140L139 63L137 62L138 65L140 66L138 71L140 72L139 74H141V75L138 76L137 82H135V83L131 82V81H136L133 79L130 80L131 83H129L128 82L129 80L126 79L129 77V75L127 77L124 75H126V73L129 74L128 71L130 70V68H132L133 66H137V64L134 65L130 62V64H132V67H131V65H129L130 68L127 71L119 69L121 66V63L119 62V64H117V62L119 59H120L119 61L123 62L122 61L123 57L121 56L122 55L121 53H123ZM119 52H120V56H119ZM169 52L170 51L167 50L168 57H169ZM26 53L28 56L26 55ZM44 53H45V55H44ZM82 53H80V56H82ZM108 53H110V54H108ZM20 54H23V55H20ZM138 54H140V55H138ZM41 55H42V53H41ZM123 55H124V53H123ZM263 55H264V52H263ZM19 56H21V57H19ZM154 57H155V59H154ZM30 58H31V60H28ZM121 58H122V60H121ZM12 59H14V60H12ZM34 59H36V58H34ZM16 60H18V61H16ZM16 62H18V63L16 64ZM13 63L15 66H12ZM23 64L21 65V67H23ZM164 66H166L165 67L166 69H164ZM158 67H160V68L163 67V69H159ZM2 68H4V70H2ZM9 68H11V69L15 68L16 72L13 70H10ZM156 68H157V71H156ZM26 69L24 71H27ZM142 69L144 70V73H141V72H143ZM151 69H153V70L151 71ZM22 70H23V68H22ZM110 71H111V73H110ZM14 72H15V74H14ZM233 72H234L233 75H236V73H237V75L240 74V72L239 71L237 72V70H234ZM20 73L22 74L24 72H20ZM50 73H49V75H50ZM157 73L159 76L157 75ZM24 74L25 75H22V76L25 77L28 73H24ZM24 77H23V79H24ZM44 78L46 80H49L48 76L47 77L45 76ZM100 78H102V79H100ZM142 78H144V79H142ZM168 79H170V80H168ZM179 79H180V82H179ZM3 80L0 79V81L2 83L4 82ZM24 80H23V82L21 80V84L23 85V87H24V84H26V83H24ZM242 80H243V83H242L243 85L240 83V82H242ZM126 81H127V85H129L128 87L126 85ZM229 81L231 82V79ZM238 81L239 82H237V80L235 81L238 83V84L235 83V86L240 85L241 87H239V86H238V88L234 87L235 88L234 89L232 87L234 84L229 83L231 85V87H229L227 89V92H229V93H227V97H226V95L224 98L219 97V98H221L220 107L222 105L223 109H225V110L228 109L229 111H234V109H239L243 113H251L256 117H259V118L262 117L264 114L259 112V111H261L260 107H259L260 101H257L258 99H256L255 97H252V93H251V92L254 93L253 90L254 89L256 90V88L250 87L251 91L247 88L249 91V93H248L247 91H244V89H246V88L243 87V86H245V84H244L245 80L239 76ZM25 82H27V81H25ZM132 83H134L136 87ZM178 83L180 84L179 86H178ZM116 84H120L121 86L116 87V86H118ZM173 84H174V86H173ZM8 85H7V87H8ZM1 86H2V84H1ZM9 86H11V85H9ZM47 87H49V85ZM132 87H134V88H132ZM2 88L0 87V93L1 94L4 93V90ZM8 88H10V87H8ZM137 88H140V89L138 90ZM178 88H180V89L178 90ZM240 88H242V90ZM115 92H117V93L120 92V94L123 95V98L120 94L116 95ZM232 93H234V94L232 95ZM250 93H251V96H250ZM114 94L117 97L114 98L113 97ZM256 95L257 94L254 93V96H256ZM120 96H121V99H120ZM141 96H143V103H145L144 101H147L146 104H143L144 106L142 105V103L140 105L139 101H138V100H140ZM167 96H168V100L166 99ZM175 96L173 93V97H175ZM162 97H163V99H162ZM124 98L125 99L127 98L129 100H127V99L125 100ZM149 98H151L152 100L150 99L151 100L150 101ZM118 99L121 100L120 101L121 103L123 102L122 105H120L121 103L118 101ZM225 99H226V101H225ZM228 99H230V100H228ZM231 99L234 101H231ZM170 100L172 101L171 103L173 105L170 103L171 105L169 106L167 103H169ZM0 101L1 102L3 101V99L1 97H0ZM7 101H8L7 104L9 105V107H7L8 105L5 106L6 109H4V107H3V111H2V109H0V113L2 114V116L4 115L3 117L1 116L0 118L1 119L4 117L6 118V116L8 117V115H10L9 117L11 118V116H13L14 119L13 118H11V119L14 121L11 122L9 118H8L9 120L6 118L9 121V123H6L8 121L5 119H2V121L4 122L3 125H5V123H6L7 127H4V126L2 127L1 126L2 121L0 122V136L3 138L7 137V135H5L6 133L4 131L5 130L4 128H6V130L11 129V130H13V132L15 131L14 133L17 132V130L19 129V124L21 122V119L19 118L20 122L18 120V122H19L18 123V122H16V120H17L16 118L22 117V114L25 113V112L21 113V116H20L19 113L22 112L21 108L19 107L20 109H18L16 111L15 106L13 109L14 111L12 112L13 107L9 110V108H10V102L9 101L10 100H7ZM130 101L131 102L134 101L132 103L133 105L135 102H138L139 105L136 103L137 108H135L136 104L133 106ZM154 101H155V103H154ZM227 101H229L231 104H229V102H227ZM254 101H255V103H254ZM88 102L95 104V105L99 104V108L98 107L94 108L95 106L93 107L92 105H90V106L87 105ZM110 102H112V103H110ZM140 102H142V97H141ZM162 102L163 103L166 102L167 108L172 107V115L170 113L171 109L170 108L166 109V107H165L166 104L162 105ZM158 103L162 105V107H161L162 109L157 105ZM174 103H175L174 106H176L177 105L176 102H174ZM256 103L257 104L259 103L258 104L259 106H256L257 105ZM127 104H128V106H127ZM150 104L153 105V107H152L153 109L150 108L151 107ZM235 104H237V105H235ZM239 104H241L242 106ZM148 105L150 107H148ZM11 106H13V105H11ZM154 106H156V107L154 108ZM163 106L165 109H163ZM142 107L143 108L146 107V109L150 108L149 109L150 112H149V110H146L145 108L143 109ZM157 107H159L162 111H160V109H158ZM220 107H219V109H222ZM97 108L101 109V110H96ZM156 108L160 112H158L157 110H154ZM134 109H136V111ZM168 110H169L170 114L167 112ZM143 111H146L149 115ZM154 111L158 112V113H155V115H157V114H158L157 116L161 115L162 119H164V117L168 116L167 114H169V116L171 115V118H172V116H174V114L177 113V115H175L176 117L174 118V120L173 119L171 120V118L168 116L169 118L167 119V122L163 120L164 122H166L165 124H162L163 121H161L162 123L159 121V118H160V116H159L158 119H156V121H155L156 123L153 121L155 124L154 123L151 124L152 122L150 123V121H151L150 119L153 120V116H154V119L156 117L154 115ZM215 111H216V109L214 111L210 112V114L212 113L211 115H214ZM132 112H133V114H132ZM140 112H143L142 118L144 117V115L146 116L145 117L147 120L146 123H145V118H143L144 120L139 119V117H141ZM165 112H167V113L165 114ZM26 116H24V114H23L22 120L24 118H27ZM166 118H165V120H166ZM135 119L138 121L142 120L141 123L137 122L138 127L133 126L134 121H136ZM143 121H144L145 126L147 124V126L145 127L146 129H149L150 124L152 127L157 124V126L154 127L155 129L153 128V130H157L159 128L158 126L161 124L160 129H161V127H163V129L166 128V131L169 132V133H165L166 131L161 129V131H165V132H163V134L165 133V134H167V136L170 137L169 138L166 135H164L165 137L162 136V137H164V142L162 141L163 145L161 144V142H159L160 140H163L162 138L156 139V140H159L158 141L159 144H157V145L158 146L161 145V147L159 146V148H161V149L157 148L158 146L155 147V149L157 148L156 154L158 153V149H159V153H160L159 155H160L161 159H160V161H158L159 156L157 154L155 157V160L158 159L157 161L159 162V164L157 163V165H158L157 166L156 163L153 162V165L155 164L154 168H153V165L152 166H149V165H150V162H152V157H153V155H155L154 151H156V150L155 149H154V151L152 150L154 153H151L152 155L150 154V156H152L151 158L147 154V153H149L148 150H147V152H146V150H140V149L139 150L141 152L137 151L138 150L137 148H138V146H140V143H141V142L139 143V141H141L139 139L140 138L142 139L143 134H146V133L141 134L142 132L140 134H138L139 129L144 128V127H142ZM14 125H16V128H18V129L14 128L15 129L14 130L13 129V127H15ZM89 126H92V127L97 129L96 132H98L97 134H99L98 136L100 138H102V139L104 138L105 141H106V139H108V143L104 141L105 146L103 145L104 143L102 144L103 146H100V150L102 148L103 149L106 148V151L104 150L103 152H101L102 153L101 155H99V153H98L99 152L98 151L99 147H97L98 145L96 146L98 148L97 153L93 152V151H95L94 147H93V149H91V146L93 145L95 140L90 135L91 130H89ZM152 127H150V129ZM2 128L4 130H2ZM104 128L107 130H103ZM145 128L143 130H146ZM167 128H169V130H167ZM81 129H83V130H81ZM212 131H215V132H213L214 136H221L222 143H227V144H232V143L234 145H237V144L242 145V143L249 144L250 142L248 143V141L246 142V140H251L250 138H252V137H248L247 136L248 134H244V133H240V132H237V134L235 133L236 135H234L233 132L231 133V131H227V130H224V131H226L228 133L230 132L229 134L224 132L223 130H212ZM132 132H134V134ZM219 133L220 134L223 133V134L220 135ZM238 133L241 137L238 135ZM48 134H50V136ZM137 135L138 136L141 135L139 139L137 138ZM231 135L233 137H231ZM14 136H15V134H14ZM98 136L95 138H99ZM236 136L238 138H236ZM245 136L248 138H242ZM186 137H187V142L190 141V143H192L196 146L198 145L197 139L195 137H193L192 135H189L187 133H186ZM136 138L138 139L137 143H139V145L136 144V141L134 142V140H136ZM234 138H235V140L237 139L236 142H235ZM19 139H22L20 142L24 141L23 140L24 137H21ZM165 139L167 142L165 141ZM169 140H170V145H169ZM239 140H241V141H239ZM16 141H17L16 139L15 140L13 139L12 142L15 144ZM100 141H102V140H100ZM100 141L96 140L95 144H98ZM143 141H144V139H143ZM143 141L141 144H143ZM13 143H12V145H11V143L10 144L6 143V145H9L10 148L16 147V149H15L16 151L17 150L20 151L21 146L22 147L24 146V145L20 146V144L17 145V143L15 144L16 145L15 146ZM73 143H76V142H73ZM6 145H5V147H6ZM143 145L145 146V142ZM143 145H141V146H143ZM171 145H173V146L171 147ZM17 147H18V149H17ZM174 147H175V149H174ZM23 148L26 151L27 148L25 146ZM23 148H22V152H24ZM62 149H63L64 155L60 158L61 160H59L58 153ZM162 150H164V151L162 152ZM172 150H174V151H172ZM50 151L53 154V160L52 161L48 157V154ZM143 151L146 153H144ZM142 152L144 153V155H142L143 154ZM173 153H174V155H173ZM34 154H36L37 156L35 155V157H34ZM82 154H84V153H82ZM31 155H33V158ZM142 156H143V158H142ZM95 157L98 158L97 161H96ZM146 157H148V158L146 159ZM171 157L173 158L172 160H171ZM213 157L214 158H212V160L209 161V165H210V169L214 170L216 178H217L216 182H218L225 177V173L221 169L220 165H218L215 161H213V159L218 157L217 154L213 155ZM141 158H142V161L144 163H149V165L148 164L143 165V162L140 160ZM55 159L56 160L58 159L57 163H55L56 162ZM133 159L134 160L136 159V160L134 161ZM153 159H154V157H153ZM19 161H20L21 165H20ZM140 161L142 162V165L144 167H147L146 172H144V167H143V171L139 169L138 164ZM157 161H155V162H157ZM161 161H162V163H161ZM4 164L6 165L7 163L6 162L1 163L0 166L5 167ZM160 164L162 166H160ZM25 166L26 167L29 166V167L26 168ZM134 166H135L136 170H134V168H133ZM175 167H177V168H175ZM174 168L176 169L175 172H174V170H175ZM138 169L140 170V172L138 171ZM131 170H134V173ZM177 170H179V171H177ZM1 171H3V170L0 169V172ZM147 171H148V173H147ZM141 172H142V174H140ZM143 172L145 175L146 174L147 175L146 176L143 175ZM178 172H180V174ZM101 173H102V176H101ZM103 173H104V175H103ZM136 173H137V175H135ZM161 173L163 175H161ZM37 174L38 173H36L34 175H37ZM0 175H2V174L0 173ZM22 175H24V176H22ZM96 175L100 178H97ZM142 175L145 176V179ZM136 176H137V178H136ZM153 176L154 177L156 176L155 182L153 180L154 179ZM0 177L2 178V181H3V177L2 176H0ZM38 177L39 176L37 175L36 180L34 182H37L40 179V177L39 178ZM19 178L23 182L21 180L19 182L18 181ZM99 179H101V180H99ZM181 179L183 180V186H182V184H179ZM143 180L144 181L146 180V181L144 182ZM2 181L0 180V185L3 183ZM11 181H10V183H11ZM125 181H128V182H125ZM150 181H152L153 184H151ZM161 181H162V183H161ZM17 182L19 185L17 184ZM121 182L124 184H122ZM142 184H144V185H142ZM178 184L180 186H178ZM151 185H155V186L152 187ZM158 185L160 187L162 185H164V187L162 186L163 188H160V187H158ZM128 186H129V188H128ZM142 186H144V187H142ZM145 186H148L149 189L152 188L154 191L153 190H152L153 192H151V190L149 191L148 187L146 188V189H148V191H147L145 189ZM85 187H87V188H85ZM88 187H89V189H88ZM122 187L124 188L123 191H122V189H123ZM17 188L19 191L17 190ZM157 188H159V189H157ZM178 188H179V191L183 188V190L180 191L179 194L176 192L178 190ZM31 189H33V187H31ZM142 189H144V190H142ZM160 189L162 190V193L164 195L162 193H159V192H161V191H159ZM136 190H137V192H134ZM131 191H132V193H131ZM156 191H158V192L155 193ZM103 192H105V193H103ZM126 192H129V193H126ZM133 192L136 194H133ZM138 193L140 196L142 193L143 199L140 198V196H138ZM151 193H153V194H151ZM108 194L112 200L109 197H106V196H108ZM156 194H158V195L162 194V195L160 196V198H158L157 197L158 195L156 196ZM173 194H176V196ZM131 195H133V196L131 197ZM171 195H173L172 198L171 199L168 198V197H171ZM89 196L87 198H89ZM148 196H149V198H148ZM145 197L147 200L145 199ZM103 198H105V199H103ZM166 198H167V200H166ZM86 199L84 200V198H83V202H82V200H80V203H82V204H80L79 201L75 200L76 204H73L72 206L70 204L69 205L66 204V205H63L59 208L51 209L50 211L45 212V213L39 212V214H37L36 220L40 221L41 219H43V221L41 220L40 226H42L44 228H46L45 226H47V227L49 226L48 228H50L51 227L50 224L53 223V225H54V223L56 221H58V223H62V222H64L65 219L67 220V222H69L70 219H71V222H72V220H73V222H74V220H75V222H79L78 219L80 220L81 218L82 219L87 218V221H88L87 223H89L90 225H92V223H94L93 225L96 226V222L98 221L97 223L100 224L101 220H102L101 224H102V222L105 224V222L103 220V219H105V216H106L105 212H103L104 214L101 215L102 218H101V216H99V214H101V213H99V214H93L92 213L91 214L90 210L89 211L87 210V206L86 207L84 206V204H86V205L88 204L87 203L88 201L89 202L91 201L90 200L91 198H89L87 200ZM138 199H141V200H138ZM149 199H150V201H149ZM154 199H155V201H154ZM248 199L250 200V202ZM248 199L245 202L242 201L241 203H239L237 205H245V207L243 208V211L252 210V212L253 211L257 212V209L260 206L261 200L257 199V196L253 197V198H248ZM126 200H127V204L129 203L128 204L129 206L126 204ZM143 200H145L147 202H145ZM161 200L163 202H161ZM121 201H122V203H121ZM135 201H136V203H134ZM148 201H149V203H148ZM153 201H154V203H153ZM105 202H107V203H105ZM100 203L98 202V204H100ZM116 203L121 208H118L115 205ZM121 204H122V206H120ZM124 204H125V206H123ZM76 205H78L79 208L75 207ZM141 205H144V206L141 207ZM81 206L85 207V209L88 212L84 208H83L84 210L80 209V208H82ZM21 208L23 211H21ZM89 208L91 209V208H93V206H89L88 209ZM106 208H104V210H106ZM116 208H118L117 209L118 212L116 211ZM78 209L81 212H85V213L80 212V215H78L79 214ZM104 210L102 208V211H104ZM119 210H121V212H124L125 215L121 214V212ZM71 211L75 214H73ZM165 212H166V215H165ZM14 213H15V211H14ZM23 213L25 216L22 215ZM87 213L91 214V215H88ZM76 214H77V216H76ZM131 214L128 215L127 218L131 217ZM255 214L257 215L258 212ZM160 215H163V217L162 216L160 217ZM258 215H257V217H253L254 219L251 218L253 220L250 221V224L248 223L249 224L248 226H250L249 228L252 229L251 231H253V230L255 231V229L257 231L259 229V225L261 222H260V219H258V217H259ZM103 216H104V218H103ZM77 217H78V219H75ZM56 218L57 219L59 218V220H57ZM61 218H63V219H61ZM67 218H70V219H67ZM255 218H257V219H255ZM121 219H119V220L122 222L123 220H121ZM53 220H56V221L53 222ZM61 220H62V222H61ZM89 220H91V221H89ZM107 221H106V223H107ZM109 221H108V224L110 225L111 222H109ZM26 223H27V225H25ZM99 224H97V225L99 226ZM117 224H118V222H117ZM219 224H221V223L219 222ZM114 225H115V223H114ZM257 227H258V229H257ZM176 232L177 233L179 232L178 236H175V234L177 235ZM186 233H184V236L187 235ZM190 233H191V235H190ZM199 233H201V234H199ZM261 233L262 232L257 233L258 235L260 234L258 239H262V241H263L264 240L263 239L264 233H262V234ZM110 234L107 233V235L105 234L103 236H98L96 238L97 241L94 240L95 241L94 243L104 241V240H107V242H109L110 240L112 241L113 239H111L112 237ZM108 235H110V236L108 237ZM139 237H140V234H137V235L133 234V236H130L129 238L131 241H135L136 239H137L136 241H138ZM215 238H216V236H215ZM82 239L84 240L85 238H81L80 240H82ZM5 240H8V241H5ZM37 240H35V242ZM1 246H4V247L1 248ZM256 248L257 247H255L254 249H256ZM254 249H253V251H255ZM158 251H159V247L155 246L154 249L151 250L150 253L149 252L143 253L139 257H142V256L147 257L149 255H153L154 253H157ZM257 252L258 253H254V252L252 253V254H256V258H257L256 263L259 262L258 264H264L263 263L264 261L259 259V258L264 257L263 256L264 252H259V250ZM22 253H23V251L21 253H14V254H12L14 256L10 255V257L12 256L16 260H18L19 256H21ZM257 254H259V256ZM261 254H262V256H261ZM40 256L41 255H39V257ZM219 258H220V256H219ZM127 262L132 264L133 262H137V259L134 258L133 256H131V257H128L126 259H123L122 263L125 264ZM140 262L142 264H144L145 260L143 259ZM1 264H3L2 261H1Z\"/></svg>",
	"mask_w": 264,
	"mask_h": 264
},
{
	"label": "snow or ice",
	"instance_id": "3",
	"mask_svg": "<svg viewBox=\"0 0 264 264\" xmlns=\"http://www.w3.org/2000/svg\"><path fill=\"white\" fill-rule=\"evenodd\" d=\"M28 7H35V5L28 4ZM237 11L239 13H244L247 11L260 25V29L264 32V0H260L259 5L253 7L251 4L247 3L246 0H240V3L236 5ZM260 110L264 114V90L261 92L260 97ZM262 136H264V130H262ZM245 205H237L235 208L224 209L221 207V211H226L229 223L230 230L228 233V239L230 241V247L235 254L241 247L242 244H245L246 230L240 227L238 223L240 219V210H242ZM257 212L260 216L261 223L259 225V231L264 233V199L261 200L260 206L257 209ZM99 245H93L88 249L87 259H81L80 264H121L119 261H108L102 259H95L94 257H100L101 253L99 252ZM26 264H32L31 261L26 262ZM156 264V262H152ZM169 264H188L181 256H178L175 261H170ZM220 264H226V262L221 261ZM236 264H251V261L238 260Z\"/></svg>",
	"mask_w": 264,
	"mask_h": 264
},
{
	"label": "clouds",
	"instance_id": "4",
	"mask_svg": "<svg viewBox=\"0 0 264 264\" xmlns=\"http://www.w3.org/2000/svg\"><path fill=\"white\" fill-rule=\"evenodd\" d=\"M25 6V0H0V42L15 29L18 14Z\"/></svg>",
	"mask_w": 264,
	"mask_h": 264
}]
</instances>
